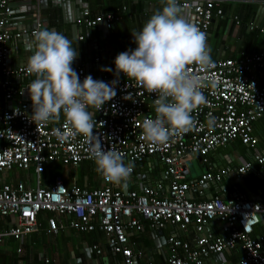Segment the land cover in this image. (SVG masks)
<instances>
[{
    "label": "built area",
    "instance_id": "built-area-1",
    "mask_svg": "<svg viewBox=\"0 0 264 264\" xmlns=\"http://www.w3.org/2000/svg\"><path fill=\"white\" fill-rule=\"evenodd\" d=\"M218 1L181 0L182 9L191 12V23L207 37L212 19L222 17ZM10 12L8 0H0V173L32 170L34 186L30 187L27 179L0 183V218L14 219L0 230V241L6 237L18 240L35 232L39 228L38 215L45 213L46 234L53 235L63 228L102 233L111 253L119 257L117 264H139L141 252L132 249L128 236L141 229V222L151 230L170 227L181 233L166 236V254L159 264H203L213 255L235 249L241 254L237 264H264V232L252 237L254 226L264 218V195L258 201L243 196H212L201 201L187 197L188 191L199 189L206 182L217 183L223 175L241 177L251 164L204 172L191 181H185L183 175L186 155L205 157L234 141L253 146L252 123L264 114V86L257 83L253 73L264 70V51L213 60L214 67L206 72L199 65L189 66L193 74L214 80L216 87L209 84L202 89L207 103L192 113L196 126L163 145H153L142 135L143 120L155 118V94L147 93L121 73L114 99L99 111L89 109L97 122L94 135L101 136L105 150L121 152L125 161L133 165L155 159L163 167L166 185L156 182L143 185L139 192L121 193L98 174V188L66 187L58 176L43 183L41 174L50 164L76 167L84 161L93 162L88 158V143L73 133L63 115L59 122L46 126L31 121L32 102L25 87L34 77L26 71V64L10 68L5 63L7 45L26 34L24 30L10 33L5 29ZM114 20L111 14H105L92 20L79 17L75 23L91 27L101 22L109 29ZM39 27L36 22L28 34L33 36ZM72 67L81 82L88 75L105 82L116 79L105 73L94 76L81 65ZM25 80L28 82L23 83ZM209 114L216 118L214 128L207 125ZM56 128L68 136L65 142L57 140ZM253 162L264 164V149L253 156ZM61 217L66 218L65 222L59 220ZM212 221L219 226L216 235L204 231ZM184 234L189 237H182ZM92 249L99 253L95 246ZM39 264L55 263L43 259Z\"/></svg>",
    "mask_w": 264,
    "mask_h": 264
},
{
    "label": "crops",
    "instance_id": "crops-1",
    "mask_svg": "<svg viewBox=\"0 0 264 264\" xmlns=\"http://www.w3.org/2000/svg\"><path fill=\"white\" fill-rule=\"evenodd\" d=\"M8 6L11 12L5 29L10 33L24 30L26 34L7 45V67L27 63L28 57L33 54L34 43V37L28 33L38 22L39 29L60 32L72 41V47L79 52L74 65H81L94 76L105 73L113 77L116 56L124 50L136 47L132 42L131 30L140 29L148 17L161 7V0H46L40 4L37 0H8ZM218 7L222 11V17L212 19L207 37V46L211 49L213 60L237 58L264 51V0H219ZM184 11L191 23L190 13ZM105 14L116 18L109 29L101 22L91 27L75 23L79 17L92 20ZM102 68H111L112 71L104 72ZM253 74L257 83L264 86V70L255 71ZM27 82L25 80L23 83ZM251 135L254 139L251 148L234 141L210 151L205 157L184 156L185 181H191L204 172L214 173L224 167L235 169L244 163L251 164L250 169L241 177L232 173L223 175L217 183L206 182L199 189L188 191L187 197L194 201L207 200L212 196H243L254 201L260 200L264 195V164L254 163L253 156L264 149V114L252 123ZM162 168L155 159H147L134 165L127 180L120 184L112 183V186L121 193L139 192L143 185H153L156 182L165 186ZM55 176L61 178L66 187L76 185L94 189L101 186L94 162L84 161L76 167L47 165L41 174V180L47 183ZM26 179L29 186L33 187L32 170L27 173L19 170L0 173V183ZM38 217L39 228L35 232L18 240L6 237L0 241V264H39L43 259L55 264H117L119 257L111 253L105 244L104 235L99 231L78 233L63 228L53 235L46 234V214L40 213ZM65 219L61 217L59 220L65 222ZM13 222L11 217L0 218V230ZM218 227V223L212 221L204 231L216 235ZM154 232L147 223L141 222V229L128 236L132 249L141 252L139 264L148 261L161 263L166 254V236L181 235L170 227L161 229L158 234ZM263 232L264 218H260L253 228L252 237ZM182 237L189 236L184 234ZM94 246L99 250L98 254L92 249ZM240 257L239 250L235 249L222 252V257L213 255L203 264H237Z\"/></svg>",
    "mask_w": 264,
    "mask_h": 264
},
{
    "label": "clouds",
    "instance_id": "clouds-1",
    "mask_svg": "<svg viewBox=\"0 0 264 264\" xmlns=\"http://www.w3.org/2000/svg\"><path fill=\"white\" fill-rule=\"evenodd\" d=\"M130 33L136 47L116 56V79L111 82L93 79L91 75L81 82L72 67L78 50L64 34L47 28L33 33V54L26 63V71L34 77L25 87L32 102L31 121L46 126L59 122L63 115L73 133L86 139L88 158L94 162L95 171L114 184L127 180L134 165L126 162L121 152L105 150L101 136L94 135L97 122L89 109L99 111L114 99L121 73L156 96L155 118L149 116L142 122L143 138L153 145L166 144L180 133L192 130L196 126L192 113L207 103L202 89L209 84L216 87L214 80L190 71L189 66L199 65L206 72L214 67V61L207 34L189 22L181 0H161V7L140 29L134 28ZM207 125H216L211 114ZM54 131L59 142L68 139L60 128Z\"/></svg>",
    "mask_w": 264,
    "mask_h": 264
},
{
    "label": "water",
    "instance_id": "water-1",
    "mask_svg": "<svg viewBox=\"0 0 264 264\" xmlns=\"http://www.w3.org/2000/svg\"><path fill=\"white\" fill-rule=\"evenodd\" d=\"M45 2H46V0H37V3H38V4H40V3H45ZM188 12L191 13L190 11H188ZM8 106H10V103H8ZM160 231H161V230H155L154 233H155V234H158V233H160ZM217 256H218V257H222V253L217 254Z\"/></svg>",
    "mask_w": 264,
    "mask_h": 264
},
{
    "label": "rangeland",
    "instance_id": "rangeland-1",
    "mask_svg": "<svg viewBox=\"0 0 264 264\" xmlns=\"http://www.w3.org/2000/svg\"><path fill=\"white\" fill-rule=\"evenodd\" d=\"M9 174H11V173H9Z\"/></svg>",
    "mask_w": 264,
    "mask_h": 264
},
{
    "label": "trees",
    "instance_id": "trees-1",
    "mask_svg": "<svg viewBox=\"0 0 264 264\" xmlns=\"http://www.w3.org/2000/svg\"><path fill=\"white\" fill-rule=\"evenodd\" d=\"M39 218V217H38Z\"/></svg>",
    "mask_w": 264,
    "mask_h": 264
}]
</instances>
